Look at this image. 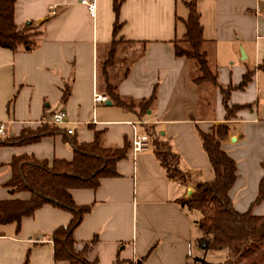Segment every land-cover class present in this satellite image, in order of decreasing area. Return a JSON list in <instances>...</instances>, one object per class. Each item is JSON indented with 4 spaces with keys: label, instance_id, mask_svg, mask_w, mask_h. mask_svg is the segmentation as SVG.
<instances>
[{
    "label": "crops",
    "instance_id": "obj_1",
    "mask_svg": "<svg viewBox=\"0 0 264 264\" xmlns=\"http://www.w3.org/2000/svg\"><path fill=\"white\" fill-rule=\"evenodd\" d=\"M118 1L117 15L114 0L15 1L16 26L31 24L41 35L29 51L0 48V139L35 130L58 112L65 115L60 128L72 133L0 147V201L30 199L29 193L5 186L15 157H33L49 166L71 162L70 142L90 144L97 136L102 147L127 146V154L116 163L115 177L100 179L96 189L70 190L77 206L89 208L73 232L76 251L88 244L86 259L95 264H210L198 226L201 213L181 204L199 182L214 177L198 131L228 127L222 148L237 167L229 191L233 207L264 214V200L255 203L264 176V0ZM191 2L200 16L208 67L221 87H231L229 106L240 107L227 121L220 89L196 84L195 63L175 54V45L189 47L185 22ZM88 4L95 5L94 17ZM113 41L107 80L122 102L135 105L133 110L105 94L103 64ZM248 72L250 80L239 88ZM94 91L111 104L95 103ZM153 95L140 117L135 107ZM144 125L153 126L179 156L185 184L166 178L151 149L133 153V136L143 134ZM71 218L44 205L23 218L18 229L14 223L0 225V264H67L54 261L52 234Z\"/></svg>",
    "mask_w": 264,
    "mask_h": 264
},
{
    "label": "trees",
    "instance_id": "obj_2",
    "mask_svg": "<svg viewBox=\"0 0 264 264\" xmlns=\"http://www.w3.org/2000/svg\"><path fill=\"white\" fill-rule=\"evenodd\" d=\"M16 0H0V48L12 52L29 51L36 46L35 39L41 35L31 24L18 28L14 23V4ZM120 2L114 0V11L118 14ZM189 16L185 22V40L189 45L183 49L175 45V54L192 60L199 76L196 84L210 83L220 89L225 120H230L238 106L230 107L229 95L231 87L223 88L217 82V77L208 67L206 55L202 51L204 42L200 16L193 2L188 3ZM119 24H114L113 35L117 34ZM115 41L111 44L108 60L103 64L105 94L108 99L125 110H133L134 104L122 102L116 93V87L110 85L105 69L112 63ZM248 72L239 88L244 87L250 80ZM69 94V87L63 94V101ZM154 95L148 101L137 104L140 117L144 116ZM143 135L149 141L150 149L164 170L166 178L185 184L187 175L180 168V158L174 153L168 141L164 140L153 126L144 125ZM228 127L223 124L213 126L210 133L198 131L202 149L206 154L213 179L199 182L195 193L188 201H181L189 209L200 211L201 218L198 226L202 232V241L206 250H226L225 264H264V214L256 216L251 209L245 213L237 212L229 196L234 185L237 167L222 148V141L228 137ZM69 135L60 126L42 122L35 130L25 129L17 137L0 139L2 146H25L39 142L43 138L56 135ZM73 160L71 162L54 161L49 166L47 161H38L33 157H15L10 166L12 176L6 183L11 192H27L29 200L0 201V225L16 224L44 205H50L71 214L72 218L66 227L54 231L52 242L54 246V261L67 264H95L86 259L89 245L77 252L74 230L80 225L83 216L88 213V207L77 206L71 195V189H96L102 178L115 177L116 163L125 158L127 146L122 149L102 147L99 137L90 144H80L71 141ZM264 200V176L259 184V192L255 203Z\"/></svg>",
    "mask_w": 264,
    "mask_h": 264
},
{
    "label": "built area",
    "instance_id": "obj_3",
    "mask_svg": "<svg viewBox=\"0 0 264 264\" xmlns=\"http://www.w3.org/2000/svg\"><path fill=\"white\" fill-rule=\"evenodd\" d=\"M88 13L91 17L95 16V5L94 4H88L87 5ZM94 102H106V97L102 96L99 92L94 91ZM50 124L62 126L65 124V115L62 112L55 113L51 116L49 120ZM68 134H71V130H67ZM4 134V125L0 124V135ZM150 149L149 141L146 139V137L140 133L136 132L132 139V151L133 153H140V152H146Z\"/></svg>",
    "mask_w": 264,
    "mask_h": 264
},
{
    "label": "rangeland",
    "instance_id": "obj_4",
    "mask_svg": "<svg viewBox=\"0 0 264 264\" xmlns=\"http://www.w3.org/2000/svg\"><path fill=\"white\" fill-rule=\"evenodd\" d=\"M189 48V47H188ZM226 250L221 251H213V250H207L205 254V261L210 264H224L226 260ZM192 264H206L202 261L193 262Z\"/></svg>",
    "mask_w": 264,
    "mask_h": 264
},
{
    "label": "water",
    "instance_id": "obj_5",
    "mask_svg": "<svg viewBox=\"0 0 264 264\" xmlns=\"http://www.w3.org/2000/svg\"><path fill=\"white\" fill-rule=\"evenodd\" d=\"M105 104H106V105H110L111 102L107 100V101L105 102ZM232 141H234V138L232 139ZM204 246H205V245L203 244V247H204Z\"/></svg>",
    "mask_w": 264,
    "mask_h": 264
}]
</instances>
